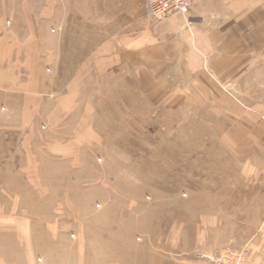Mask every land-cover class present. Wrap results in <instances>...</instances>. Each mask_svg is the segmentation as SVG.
<instances>
[{"label":"rangeland","instance_id":"1","mask_svg":"<svg viewBox=\"0 0 264 264\" xmlns=\"http://www.w3.org/2000/svg\"><path fill=\"white\" fill-rule=\"evenodd\" d=\"M28 4L47 90L76 93L84 127L16 128L0 94V264H213L246 247L263 227L264 140L236 128L233 97L171 66L73 79L144 0Z\"/></svg>","mask_w":264,"mask_h":264},{"label":"crops","instance_id":"2","mask_svg":"<svg viewBox=\"0 0 264 264\" xmlns=\"http://www.w3.org/2000/svg\"><path fill=\"white\" fill-rule=\"evenodd\" d=\"M28 7V0H0L4 108L14 117L20 114L14 125L23 130L30 117L48 130L67 122L70 128L73 120H80L79 126L84 127L79 110L84 102H78L77 94L47 90L49 73L44 64L37 65L39 35L24 16ZM135 14L132 29L102 41L86 63L76 65L73 79L87 75L90 68L93 73L100 67L102 74L128 72L140 77L147 66L149 73L171 66L173 72L180 69L187 75L188 81L213 82L217 86L214 96L233 97L236 128L245 130L246 140H264V0H192L185 14L172 13L160 21L147 11ZM78 143L68 140L71 154L75 155ZM249 192H254L253 187ZM257 192L263 195L264 186ZM262 201L264 208V197ZM261 224V231L246 246L254 264H264V221Z\"/></svg>","mask_w":264,"mask_h":264},{"label":"built area","instance_id":"3","mask_svg":"<svg viewBox=\"0 0 264 264\" xmlns=\"http://www.w3.org/2000/svg\"><path fill=\"white\" fill-rule=\"evenodd\" d=\"M192 0H144V6L148 15L160 21L172 13L185 14ZM213 264H253L247 254L246 247L224 248L213 258Z\"/></svg>","mask_w":264,"mask_h":264}]
</instances>
